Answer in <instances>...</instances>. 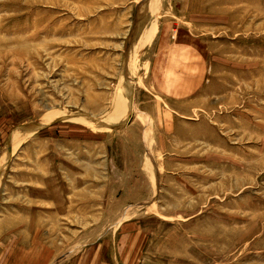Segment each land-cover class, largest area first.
Segmentation results:
<instances>
[{
  "label": "rangeland",
  "instance_id": "rangeland-1",
  "mask_svg": "<svg viewBox=\"0 0 264 264\" xmlns=\"http://www.w3.org/2000/svg\"><path fill=\"white\" fill-rule=\"evenodd\" d=\"M0 264H264V0H0Z\"/></svg>",
  "mask_w": 264,
  "mask_h": 264
},
{
  "label": "crops",
  "instance_id": "crops-1",
  "mask_svg": "<svg viewBox=\"0 0 264 264\" xmlns=\"http://www.w3.org/2000/svg\"><path fill=\"white\" fill-rule=\"evenodd\" d=\"M27 149H31L32 147H30V146H27L26 147ZM26 227L28 226V228H22V227H20V228H18V230L19 231H21V232H37V228L35 227V228H30V226L29 225H25ZM35 246H37V245H35Z\"/></svg>",
  "mask_w": 264,
  "mask_h": 264
}]
</instances>
